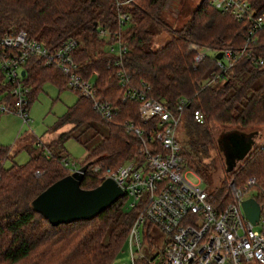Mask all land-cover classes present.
Returning <instances> with one entry per match:
<instances>
[{
  "label": "trees",
  "instance_id": "1",
  "mask_svg": "<svg viewBox=\"0 0 264 264\" xmlns=\"http://www.w3.org/2000/svg\"><path fill=\"white\" fill-rule=\"evenodd\" d=\"M247 1L257 13L264 12V0ZM166 2L134 0L116 5V0H0V34L24 30L48 49H55L70 38L78 40L74 53L78 72L84 78H92L96 96L115 107L112 120L104 121L93 110L91 101L74 90L78 95L76 101L59 117V125L68 123L72 127L61 133L58 140L71 136L80 140L81 132L92 130L87 139L80 140L87 155L79 166L88 163L80 182L84 189L98 185L103 171L108 169L112 173L126 161L142 159L141 141L126 130L125 122H133L146 137L156 125L155 120H140L137 100H120L126 89L121 85L120 72L129 75L128 84L132 87L148 85V96L172 111L180 98L189 99L182 111L187 136L180 143L181 154L185 164L205 181L213 167L205 164L203 157L210 149L220 152L214 123L239 130L264 126V64H253L241 57L224 79L206 84L218 71L214 58L207 55L195 63V53L187 51L189 41L239 47L245 40L248 22L217 10L208 0H200L187 22L172 28L160 20ZM118 11L129 12L131 19L117 36L114 34L119 30ZM154 21L163 23L168 35L157 46H152L156 35L151 27ZM101 31H109L108 38L101 36ZM256 37L258 46L254 54L264 59V30ZM118 40L126 43L121 57L107 49ZM24 67L23 81L30 87V102L45 81L66 86L58 69L45 65L40 58L30 57ZM5 91L9 99V86L0 78V93ZM196 108L203 113L202 123L192 117ZM93 123L104 129L99 130ZM79 128L82 131L75 133ZM97 135L98 142L90 144ZM147 143L160 150L155 141ZM37 146L38 152L27 162L9 167L3 166L9 148L0 146V264H114L139 206L127 209L124 195L91 219L51 225L30 203L44 188L69 173L61 162V158L67 157ZM95 165L100 167L99 171L91 170ZM251 177L255 178L252 195L264 202V152L256 140L231 172L220 168L218 183L208 188L210 201L222 207L229 199L224 195L228 182L233 180L241 186ZM136 264H146V259H139Z\"/></svg>",
  "mask_w": 264,
  "mask_h": 264
},
{
  "label": "built area",
  "instance_id": "2",
  "mask_svg": "<svg viewBox=\"0 0 264 264\" xmlns=\"http://www.w3.org/2000/svg\"><path fill=\"white\" fill-rule=\"evenodd\" d=\"M132 2L134 0H116V5ZM208 2L236 20L248 22V27L243 44L236 48L189 41L187 51L195 53V63L211 55L218 68L206 84L224 79L228 69L241 57L263 65L264 59L255 56L254 50L258 46L256 35L264 30V12L257 13L247 0ZM130 19L129 12L118 11L119 30L114 35L118 36ZM100 35L108 38L110 32L101 31ZM78 47L79 41L73 38L63 41L55 49H48L24 30L0 34V78L9 86L10 94L7 99L6 91L0 93V113L12 112L23 124L28 123L30 87L24 83L21 71L25 72L24 66L30 57H37L45 65L57 68L65 77L66 86L89 99L102 120L111 121L115 107L96 96L92 78H84L78 72L79 63L74 60ZM107 49L121 57L126 51V43L118 40L109 44ZM218 52L221 53L220 58L215 57ZM128 80L129 75L120 72L121 85L126 87L120 100H137L140 120H155L156 125L146 137L133 122H125L126 130L133 132L141 141L142 159L126 161L115 172L110 173L107 169L101 174V180L112 177L116 181L130 199V207L139 206L126 236L130 261L114 264H136L143 258L146 264H264V202H258L252 195L255 178H248L241 186H236L231 180L224 194L229 196L228 201L222 207L214 205L204 180L193 169L184 167L181 144L176 138V127L182 122V111L189 105V99L180 98L172 111L148 96V85L136 88L130 86ZM192 117L197 123L204 121L198 108L193 110ZM147 141L158 143L160 150L152 148ZM257 146L264 152V139ZM61 162L69 172L77 169L73 160L61 158ZM99 169L98 165L91 168L95 172ZM187 174H193L196 181L189 180ZM248 197H253L259 204L255 223L246 218L242 210L241 202ZM152 225L163 233L162 246L154 245L153 253L147 256L142 247L150 240Z\"/></svg>",
  "mask_w": 264,
  "mask_h": 264
},
{
  "label": "rangeland",
  "instance_id": "3",
  "mask_svg": "<svg viewBox=\"0 0 264 264\" xmlns=\"http://www.w3.org/2000/svg\"><path fill=\"white\" fill-rule=\"evenodd\" d=\"M199 1L200 0H167L164 11L160 15V20L172 28H179L187 22L192 8H194ZM163 23L156 21L152 23L151 27L156 34L155 38L152 40V46H157L162 40L168 37ZM77 97V93L68 86H60L56 83L45 81L41 84L36 96L28 104V123L23 124L20 118L12 112L1 113L0 146L9 148L8 155L3 161V166L9 167L14 163L24 164L31 155L38 152L39 147L37 144L41 143V145L44 146V151L45 148H48V150H50L53 154L60 153L62 155H66L70 162L73 160L75 161L76 167H80V163L84 161L87 155V151L81 144L80 140L87 139L92 130L81 132L79 136L80 140L74 138L73 136L58 140L61 133L72 127V125L68 123L59 125V117L65 112L68 106L72 105L76 101ZM93 124L99 130L104 129V126L100 124ZM232 129L235 128L222 127L214 123L213 131L215 133V140L217 144L222 132ZM240 130L245 132L252 130L256 132L257 135L254 140H256L257 143L264 139V126L255 125L251 128ZM80 131H82V128H79L75 133H79ZM186 136V129L182 122H180V124L176 127L177 141L181 143ZM99 139L100 135L94 136L92 140H90V144L98 142ZM203 162L205 164H209L210 166L212 165L213 167L208 172L207 181L204 180V182L208 188L214 187L220 178V168L224 167L222 151L218 152L216 149H210L208 155L203 157ZM184 167L192 169L185 164V161ZM187 178L191 181H196L193 174H187ZM129 202L130 199L127 198L125 202V207L127 209L131 208L129 206ZM149 234V243L145 242L142 247V252H144L147 256L153 253L152 247L154 245L155 247L162 246L163 238V233L154 225L150 226ZM129 261V249L128 245L125 243L114 263Z\"/></svg>",
  "mask_w": 264,
  "mask_h": 264
},
{
  "label": "water",
  "instance_id": "4",
  "mask_svg": "<svg viewBox=\"0 0 264 264\" xmlns=\"http://www.w3.org/2000/svg\"><path fill=\"white\" fill-rule=\"evenodd\" d=\"M220 56V52L215 55L216 58ZM24 73L22 70L21 74ZM256 135L254 131L237 129L222 132L218 146L223 154L226 172H231L237 162L246 156ZM87 167L88 163L52 182L31 200V208L56 226L91 219L124 196L123 189L112 177L104 178L93 188H82L80 182ZM241 206L246 218L255 223L259 215L258 202L253 197H248L242 200Z\"/></svg>",
  "mask_w": 264,
  "mask_h": 264
},
{
  "label": "flooded vegetation",
  "instance_id": "5",
  "mask_svg": "<svg viewBox=\"0 0 264 264\" xmlns=\"http://www.w3.org/2000/svg\"><path fill=\"white\" fill-rule=\"evenodd\" d=\"M238 163V162H237Z\"/></svg>",
  "mask_w": 264,
  "mask_h": 264
}]
</instances>
